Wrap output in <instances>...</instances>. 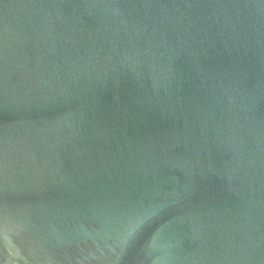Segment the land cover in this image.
<instances>
[{
  "label": "water",
  "instance_id": "obj_1",
  "mask_svg": "<svg viewBox=\"0 0 264 264\" xmlns=\"http://www.w3.org/2000/svg\"><path fill=\"white\" fill-rule=\"evenodd\" d=\"M0 264H264V0H0Z\"/></svg>",
  "mask_w": 264,
  "mask_h": 264
}]
</instances>
